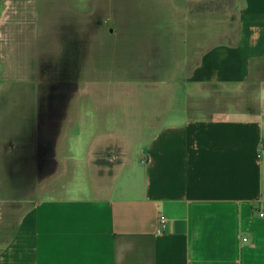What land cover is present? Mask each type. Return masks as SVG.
Listing matches in <instances>:
<instances>
[{
    "label": "crops",
    "instance_id": "crops-1",
    "mask_svg": "<svg viewBox=\"0 0 264 264\" xmlns=\"http://www.w3.org/2000/svg\"><path fill=\"white\" fill-rule=\"evenodd\" d=\"M136 48L123 51L174 50ZM157 75L61 99L57 130L44 116L58 177L15 211L0 170V264H264V0L241 1L234 44L209 47L184 77ZM84 98L86 120L65 110ZM4 110L0 167L25 125Z\"/></svg>",
    "mask_w": 264,
    "mask_h": 264
},
{
    "label": "rangeland",
    "instance_id": "rangeland-1",
    "mask_svg": "<svg viewBox=\"0 0 264 264\" xmlns=\"http://www.w3.org/2000/svg\"><path fill=\"white\" fill-rule=\"evenodd\" d=\"M241 1L186 5L182 0H0V109L8 119L20 117L25 123L20 149L7 158L13 165L0 167L5 205L15 211L26 208L58 177L59 167L51 159L55 151L48 148L58 135L50 137L44 116L56 117L52 128L57 130L61 99L90 95L95 87L101 92L105 81L186 76L203 51L236 42ZM163 44L173 52L123 51L125 45L158 51ZM161 61L174 69L162 70L165 67L157 64ZM86 99L63 103L65 110L82 107L86 120L92 110ZM33 129L36 149L27 143ZM0 215L8 219L2 209Z\"/></svg>",
    "mask_w": 264,
    "mask_h": 264
},
{
    "label": "built area",
    "instance_id": "built-area-1",
    "mask_svg": "<svg viewBox=\"0 0 264 264\" xmlns=\"http://www.w3.org/2000/svg\"><path fill=\"white\" fill-rule=\"evenodd\" d=\"M261 216H264V214H261ZM160 222H161V224H165V222H166V216L165 215L160 216ZM244 240L246 241L247 239H244Z\"/></svg>",
    "mask_w": 264,
    "mask_h": 264
}]
</instances>
